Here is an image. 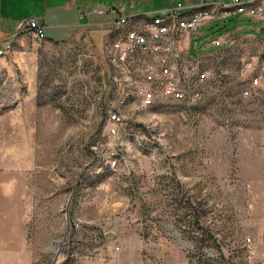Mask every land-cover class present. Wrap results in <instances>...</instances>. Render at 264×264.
<instances>
[{
  "label": "rangeland",
  "instance_id": "obj_1",
  "mask_svg": "<svg viewBox=\"0 0 264 264\" xmlns=\"http://www.w3.org/2000/svg\"><path fill=\"white\" fill-rule=\"evenodd\" d=\"M198 30L185 42L209 71L202 99L131 101L115 133L107 110L123 75L103 54L14 39L0 56V264H260L264 18Z\"/></svg>",
  "mask_w": 264,
  "mask_h": 264
},
{
  "label": "built area",
  "instance_id": "obj_2",
  "mask_svg": "<svg viewBox=\"0 0 264 264\" xmlns=\"http://www.w3.org/2000/svg\"><path fill=\"white\" fill-rule=\"evenodd\" d=\"M92 9L113 15L110 32L114 38L105 44L102 54L123 75L122 81L117 79L115 106L107 110L111 133L124 123L120 107L131 101L147 108L154 106L158 97L187 104L202 99L210 81L209 71L200 67L198 56H188L185 42L192 33L200 35L202 24L236 13L264 18V0H174L163 9L132 15L123 14L116 6ZM22 32L45 36L35 16L20 19L10 33L0 35V56L12 51L14 39ZM224 37L214 38L211 44L222 46ZM258 83L257 76L251 78V85ZM244 92L249 94L248 90ZM243 247L246 254H255L251 237L244 239ZM259 262L264 264V253Z\"/></svg>",
  "mask_w": 264,
  "mask_h": 264
},
{
  "label": "crops",
  "instance_id": "obj_3",
  "mask_svg": "<svg viewBox=\"0 0 264 264\" xmlns=\"http://www.w3.org/2000/svg\"><path fill=\"white\" fill-rule=\"evenodd\" d=\"M173 1L158 0L162 8ZM106 5L118 7L125 15L140 13L137 5L128 6L127 0H0V35L10 33L16 21L35 16L44 28V40L102 54L105 44L114 38L110 32L113 15L92 8Z\"/></svg>",
  "mask_w": 264,
  "mask_h": 264
},
{
  "label": "trees",
  "instance_id": "obj_4",
  "mask_svg": "<svg viewBox=\"0 0 264 264\" xmlns=\"http://www.w3.org/2000/svg\"><path fill=\"white\" fill-rule=\"evenodd\" d=\"M58 42V41H57Z\"/></svg>",
  "mask_w": 264,
  "mask_h": 264
}]
</instances>
